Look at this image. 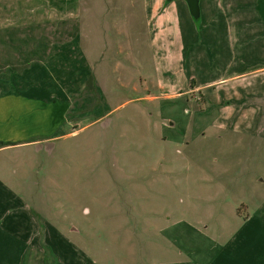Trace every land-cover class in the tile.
Here are the masks:
<instances>
[{
	"label": "rangeland",
	"instance_id": "rangeland-1",
	"mask_svg": "<svg viewBox=\"0 0 264 264\" xmlns=\"http://www.w3.org/2000/svg\"><path fill=\"white\" fill-rule=\"evenodd\" d=\"M206 2L0 0L6 39L84 45L71 122L0 152V264H264V0Z\"/></svg>",
	"mask_w": 264,
	"mask_h": 264
},
{
	"label": "crops",
	"instance_id": "crops-1",
	"mask_svg": "<svg viewBox=\"0 0 264 264\" xmlns=\"http://www.w3.org/2000/svg\"><path fill=\"white\" fill-rule=\"evenodd\" d=\"M206 1V5L215 2V0ZM216 1L219 4L223 2V0ZM260 1L258 0L259 4ZM261 5V13L264 14V4ZM209 11H211L210 8ZM110 20V17L104 14L91 18L93 46L97 37H106L105 34L113 30L108 23ZM95 23H98V32L95 29ZM118 32L121 31L118 30ZM57 33L56 30L50 32L46 30L30 34L32 37L39 38L34 45L21 39L27 36L25 33L7 35V39L0 33V152L53 141L56 137L52 134L56 133L65 121L71 122L70 118L80 96L81 82L80 79H70L72 76L64 80L65 77L62 76L60 68L64 67L66 58L71 57L80 61L81 46L84 48L83 37H81L83 34L79 30L71 31V34L67 35V40L59 42L54 40L57 38ZM75 33L77 35L73 37ZM101 33L104 36L100 35ZM13 37L14 40H12ZM50 37L51 42L48 41ZM41 39L47 40L45 44ZM86 61L88 62V59ZM205 86L203 83L197 87L192 85L191 91H199ZM203 94L206 95L204 92ZM77 110L76 108L75 112L79 111ZM0 182H2L1 178ZM1 187L6 189L7 186L5 184ZM234 261L235 258L232 263ZM191 263L207 264L208 259L206 261L202 257H197L192 259Z\"/></svg>",
	"mask_w": 264,
	"mask_h": 264
},
{
	"label": "water",
	"instance_id": "water-1",
	"mask_svg": "<svg viewBox=\"0 0 264 264\" xmlns=\"http://www.w3.org/2000/svg\"><path fill=\"white\" fill-rule=\"evenodd\" d=\"M173 0H167V3H171ZM188 4L190 13L194 20H198L202 16L200 0H185Z\"/></svg>",
	"mask_w": 264,
	"mask_h": 264
},
{
	"label": "trees",
	"instance_id": "trees-1",
	"mask_svg": "<svg viewBox=\"0 0 264 264\" xmlns=\"http://www.w3.org/2000/svg\"><path fill=\"white\" fill-rule=\"evenodd\" d=\"M196 21V20H195Z\"/></svg>",
	"mask_w": 264,
	"mask_h": 264
}]
</instances>
